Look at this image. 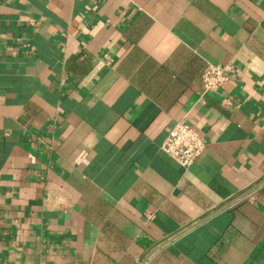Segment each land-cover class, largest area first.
Returning <instances> with one entry per match:
<instances>
[{"label": "crops", "instance_id": "crops-1", "mask_svg": "<svg viewBox=\"0 0 264 264\" xmlns=\"http://www.w3.org/2000/svg\"><path fill=\"white\" fill-rule=\"evenodd\" d=\"M0 264H264V0H0Z\"/></svg>", "mask_w": 264, "mask_h": 264}, {"label": "built area", "instance_id": "built-area-1", "mask_svg": "<svg viewBox=\"0 0 264 264\" xmlns=\"http://www.w3.org/2000/svg\"><path fill=\"white\" fill-rule=\"evenodd\" d=\"M232 71L230 64H207L200 77L201 94L218 91L230 80ZM221 104L226 106L230 102L225 98ZM205 145V138L186 119H181L168 131L161 150L179 166L187 169L202 153Z\"/></svg>", "mask_w": 264, "mask_h": 264}]
</instances>
